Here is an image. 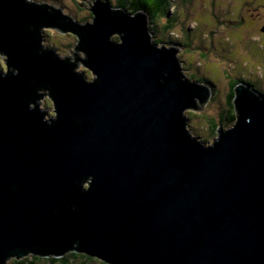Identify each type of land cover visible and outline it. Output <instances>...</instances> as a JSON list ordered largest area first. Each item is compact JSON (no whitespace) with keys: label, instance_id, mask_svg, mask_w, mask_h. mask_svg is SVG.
<instances>
[{"label":"water","instance_id":"water-1","mask_svg":"<svg viewBox=\"0 0 264 264\" xmlns=\"http://www.w3.org/2000/svg\"><path fill=\"white\" fill-rule=\"evenodd\" d=\"M112 8L96 3L87 32L0 0V49L19 69L0 80V264L72 244L107 264H264V95L237 85V119L205 149L180 113L211 92L178 80L176 48L144 43V12ZM37 23L87 42L98 80L84 84L46 50L33 53ZM29 76L55 89L52 127L21 103Z\"/></svg>","mask_w":264,"mask_h":264},{"label":"rangeland","instance_id":"rangeland-1","mask_svg":"<svg viewBox=\"0 0 264 264\" xmlns=\"http://www.w3.org/2000/svg\"><path fill=\"white\" fill-rule=\"evenodd\" d=\"M117 1L110 0L113 4ZM64 3L71 15H79L84 11L83 4L79 0H64ZM175 4H177L176 12ZM173 10L174 14H172ZM167 11L169 15L162 14L154 18L156 21L154 29L158 35L162 36L167 28H176L177 36L173 42L177 44L174 48L177 49L179 65L183 63L185 76L188 77L191 72L197 77H212L215 82H213L214 87L211 86L212 91L206 84L199 83L204 84L202 86L211 92L210 101L201 106L202 108L183 110L189 133L198 137L199 140L205 139L204 142L208 143L209 140L213 141L217 138L215 132H209V121H219L221 113L228 108L227 95L230 79L235 80L239 76L244 80L250 78L254 81L250 83L254 84V87L256 85L259 87L261 92L259 94L264 95V0H195L193 5L183 0H171ZM171 15L172 17L169 18ZM195 21H199L201 26H197ZM63 28L67 27L63 26ZM72 34L75 35L73 32ZM51 40L61 47L66 46L56 36L51 37ZM82 67L84 68L82 73L85 76L90 71L85 65ZM190 80L196 82L193 79ZM223 125H226V121ZM222 126L219 125L217 130ZM230 126L231 124L223 127L226 129ZM27 255L29 252L22 257L25 259ZM12 259L13 256L6 258L4 264H14ZM83 260L79 258L70 260L69 264H101L99 259H95L94 262L88 259ZM34 262L35 264L47 263L43 257L33 261V264Z\"/></svg>","mask_w":264,"mask_h":264},{"label":"clouds","instance_id":"clouds-1","mask_svg":"<svg viewBox=\"0 0 264 264\" xmlns=\"http://www.w3.org/2000/svg\"><path fill=\"white\" fill-rule=\"evenodd\" d=\"M79 2L83 4V13L79 15H71L67 10L64 0H19V3L22 6L28 7L33 11L43 9V12L48 15L58 13L61 17L65 18L66 23L74 24L76 27L87 32H90L94 28L96 17L92 8L96 3L107 5L110 12H115V9L110 6L109 0H79ZM89 13L92 14L89 15ZM131 19L132 18L129 17V20ZM23 31L28 33L25 31L24 26ZM35 31V36L28 33L31 37L32 43V48L30 50L33 53L39 55V53L36 52V49L38 48L46 50L44 54L49 55V57L54 59L56 62L68 67L71 74L80 79L84 84L92 85L98 80V76L94 75L92 72H87L84 77L80 76V73L84 71L82 66L85 61H90V56L84 50V46L87 45V42L81 44V41L78 39V35H74L71 31H65L64 29L51 23H37L35 25ZM112 32L107 35V41L113 44L114 47H121L123 45V35L120 40H117L116 37L112 35ZM53 36L58 37L65 43L66 46L61 47L59 44L54 43L51 40V37ZM176 36V28L169 27L165 30L162 36L158 35L155 29H146L141 39L155 52H170V50L174 47L173 40ZM25 43H29V40L26 39ZM65 61H67V63H64ZM178 72L180 73L178 76L179 80L181 76H185L183 65H179ZM18 75L19 69L10 59L8 53L5 50L0 49V80L13 78ZM33 81H35V83H31ZM25 85L26 95L21 97V103L25 106L27 111L39 114L40 121L46 128L55 125L58 122L57 108L56 105L53 104L55 89L49 85L48 82L40 80L35 76L26 77ZM36 89H43V92L41 93L36 91ZM180 115H183V111H181ZM73 120L77 121L79 120V117H74ZM211 144L212 141L209 140L208 143L202 147L207 149L211 147ZM76 181L77 180H73V184L77 187ZM90 183H92V181ZM15 187L16 186L14 185H10L9 190L12 191ZM77 188L79 192L83 194L80 188ZM85 188H88V185H85ZM55 214L56 210H53V215Z\"/></svg>","mask_w":264,"mask_h":264},{"label":"trees","instance_id":"trees-1","mask_svg":"<svg viewBox=\"0 0 264 264\" xmlns=\"http://www.w3.org/2000/svg\"><path fill=\"white\" fill-rule=\"evenodd\" d=\"M171 0H118L115 4L110 3L111 7H118L123 9L124 11H126L127 13H129L130 15H133L134 13L138 12V11H142L144 12L147 17H148V30H152L155 27L156 21L154 20V18H156V16L158 15H169V11H167L168 9V5L170 3ZM186 1L187 4H194L195 0H183ZM242 1H249V0H242ZM176 6L174 7V10L176 12L177 10V4H175ZM174 10L172 11V14H174ZM190 11H188L189 13ZM230 15V14H229ZM172 15L169 17L171 18ZM237 21H239L240 19H235ZM197 26H201L199 21H195ZM86 23V21H85ZM116 37V36H115ZM117 38V37H116ZM155 43V42H154ZM174 45H176V42H173ZM179 44V43H178ZM182 44V43H181ZM189 61V60H188ZM183 65V63H182ZM189 80L193 79L194 81L198 82V83H204L207 86H209L210 91H212V87H214V81L212 77H208L205 78L203 76H199L197 77L196 74L194 73H189L188 77ZM231 78V76H230ZM214 82V83H213ZM254 81L250 80H244L243 78H241L240 76L237 77V79L232 80L230 79L228 81V86H229V90H228V95H227V110L225 112H222L220 115V120H210L209 124L210 126L209 128V132H215V134L217 135V127L220 125H223V122L226 121V125H230L232 126V124L235 123L237 116H236V110L234 108V97L236 96L235 94V87L237 86V84H241L244 85V87H248L250 88V90L255 91L257 94L261 93L259 92V87L256 85V87H254ZM212 86V87H211ZM39 92H43V89H38ZM261 95V94H259ZM237 97V96H236ZM208 101H210V97L208 99ZM226 125H223L226 127ZM222 126V127H223ZM220 127V128H222ZM219 128V129H220ZM224 129V127H223ZM198 134V133H197ZM205 138V137H203ZM202 142H204L205 139H202ZM76 244H72L71 247L67 248V249H52V250H42V251H37L36 253L34 252H30L29 255L26 256V258L24 259V257L21 258H15L13 257L12 262L14 264H33V261H37V259H39L40 257H43L44 259H46L47 263L46 264H69L70 260H76V259H88L89 261H95V259H98L96 257L93 256H89L86 253H83L79 250L76 249ZM84 261V260H83ZM100 262V259H99ZM36 262H34L35 264ZM101 264H105V262H103L101 260L100 262ZM107 264V263H106Z\"/></svg>","mask_w":264,"mask_h":264},{"label":"bare ground","instance_id":"bare-ground-1","mask_svg":"<svg viewBox=\"0 0 264 264\" xmlns=\"http://www.w3.org/2000/svg\"><path fill=\"white\" fill-rule=\"evenodd\" d=\"M43 24V23H42ZM65 30V29H64ZM85 67H87L86 63H84Z\"/></svg>","mask_w":264,"mask_h":264}]
</instances>
